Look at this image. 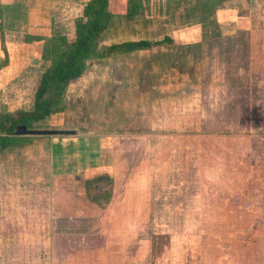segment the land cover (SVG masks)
<instances>
[{
  "label": "rangeland",
  "instance_id": "1",
  "mask_svg": "<svg viewBox=\"0 0 264 264\" xmlns=\"http://www.w3.org/2000/svg\"><path fill=\"white\" fill-rule=\"evenodd\" d=\"M107 12L95 51L167 40L84 60L61 92L44 94L49 115L26 128L60 122L118 133L106 154L111 184L90 183L86 198L110 219L104 235L141 240L135 264H264V0H109ZM78 20L81 13L54 19L49 37L71 43ZM7 28L12 61L0 59V146L20 139L13 123L35 111L50 65L47 39L42 50L23 49L27 29ZM113 189L118 200L106 209ZM66 212L85 217L83 207ZM258 216L256 231L249 223ZM114 217L122 222L112 224Z\"/></svg>",
  "mask_w": 264,
  "mask_h": 264
},
{
  "label": "crops",
  "instance_id": "2",
  "mask_svg": "<svg viewBox=\"0 0 264 264\" xmlns=\"http://www.w3.org/2000/svg\"><path fill=\"white\" fill-rule=\"evenodd\" d=\"M87 1L0 0V59L7 55L8 64L12 61V50L5 42L11 33L7 27L15 34L27 29L23 49L42 50V41L55 33L54 19L79 16ZM53 124L45 129L74 130L60 122ZM74 131L71 136L20 137L0 146V264H135L134 244L139 249L141 240L128 234L104 235L103 225L110 224V219L103 220L104 210L87 200L84 185L111 172L106 154L113 155L118 133ZM81 144H91L89 151L75 148ZM117 193L111 191L106 209L115 205ZM74 207H83L85 217L66 214ZM55 209L65 211L67 217H59ZM245 216H250L249 211ZM248 218L243 217V223ZM260 219L249 223L256 231V226L264 225ZM111 222L118 225L122 221L114 217Z\"/></svg>",
  "mask_w": 264,
  "mask_h": 264
},
{
  "label": "trees",
  "instance_id": "3",
  "mask_svg": "<svg viewBox=\"0 0 264 264\" xmlns=\"http://www.w3.org/2000/svg\"><path fill=\"white\" fill-rule=\"evenodd\" d=\"M108 1H87L82 9L83 20H78L74 24V38L71 43H68L63 37L53 36L47 39L42 54L46 51L43 57L48 59L50 65L41 76L39 86L35 92V111L30 115L21 114L13 124H22L28 127L48 116L51 111L48 112V102L44 101V94L48 93L50 89L61 92L69 81L80 75L84 60L88 58L102 59L112 55L147 49L151 45H159L167 40L152 43L147 41L122 42L95 51V41L103 31L108 17ZM92 182H103L105 185H109L111 184V178L101 175L95 179L87 180L84 183L86 190ZM105 198L108 200L109 193L105 194ZM95 203L99 205L98 201Z\"/></svg>",
  "mask_w": 264,
  "mask_h": 264
},
{
  "label": "water",
  "instance_id": "4",
  "mask_svg": "<svg viewBox=\"0 0 264 264\" xmlns=\"http://www.w3.org/2000/svg\"><path fill=\"white\" fill-rule=\"evenodd\" d=\"M12 136H71L74 130L69 129H27L25 125H16L11 133Z\"/></svg>",
  "mask_w": 264,
  "mask_h": 264
}]
</instances>
